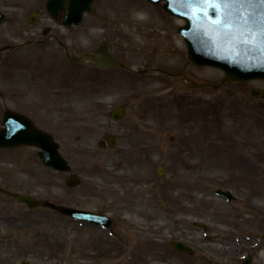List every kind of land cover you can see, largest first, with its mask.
Wrapping results in <instances>:
<instances>
[{
  "label": "rangeland",
  "instance_id": "1",
  "mask_svg": "<svg viewBox=\"0 0 264 264\" xmlns=\"http://www.w3.org/2000/svg\"><path fill=\"white\" fill-rule=\"evenodd\" d=\"M46 2L0 0V126L5 110L30 116L59 142L81 184L68 187V174L44 166L34 148L0 151V264H239L246 255L264 264V98L251 93L264 81L222 84L221 70L189 64L178 34L185 23L162 4L95 0L81 25L62 28ZM41 30L76 56L108 42L128 70L73 62L55 39L18 46ZM117 106L126 112L116 122ZM111 134L116 146L102 147ZM48 203L105 214L114 225L76 221ZM176 241L193 255L177 252Z\"/></svg>",
  "mask_w": 264,
  "mask_h": 264
},
{
  "label": "water",
  "instance_id": "2",
  "mask_svg": "<svg viewBox=\"0 0 264 264\" xmlns=\"http://www.w3.org/2000/svg\"><path fill=\"white\" fill-rule=\"evenodd\" d=\"M153 4L164 2V9L168 13L185 20L186 25L180 29L188 48V60L196 66H212L223 70L226 79L231 82H247L250 80H264V3L261 0H149ZM94 0H49V12L57 17L61 10H66L64 25H79L83 21L84 13L93 9ZM0 11V23L4 21ZM91 56L85 53L82 57H71L77 62H84V58ZM97 66L121 67L122 63L109 51V44H102L93 56ZM256 97L264 94L261 90H253ZM124 116V109L117 108L112 112L114 120ZM109 142L114 145V138ZM18 146H30L38 149V157L47 167L57 172L68 173L71 167L60 153V145L54 137L39 129L34 122L25 115L12 110H6L0 128V150ZM164 165L159 167V175L163 176ZM69 186L80 183L77 176L67 180ZM0 191H2L0 189ZM218 195L232 199L230 191L219 190ZM15 199L31 207L39 202L31 196L16 194ZM62 214L71 216L78 221L111 228L113 220L108 216L92 212L69 208L56 207ZM173 247L186 254L192 251L186 245L175 242ZM220 264V263H219ZM245 264H250V259Z\"/></svg>",
  "mask_w": 264,
  "mask_h": 264
},
{
  "label": "flooded vegetation",
  "instance_id": "3",
  "mask_svg": "<svg viewBox=\"0 0 264 264\" xmlns=\"http://www.w3.org/2000/svg\"><path fill=\"white\" fill-rule=\"evenodd\" d=\"M36 12L38 13L37 16L32 18V15H31L29 18V21L31 22L32 19H35L36 24H37L38 18L41 15V12L40 11H36ZM65 15H66L65 11H61L60 15H58L56 19H53V17L50 14H49V18L51 21H53L56 24V26L62 27V28H67V27L62 25L64 22V16ZM45 29H48V28L45 27ZM26 34H27L26 36H28L29 38L27 40H23V41L18 42V46H20L22 49H25V48H28L31 46H45V45L49 44V41H51L52 39H55L57 44L59 45V47L65 51L66 56L68 58V51L69 50H68L67 44L62 40V38L55 36L49 30H41V32L28 31ZM37 37H42V38L38 39ZM88 59H91L93 61V67H95L97 70L104 71V70H108V69H116V68L100 69V68L96 67V62H95L94 58L89 57ZM84 64H88V63H84ZM124 69H127V68H124ZM262 98H264V96ZM116 142H117V138H116ZM239 264H242V262Z\"/></svg>",
  "mask_w": 264,
  "mask_h": 264
},
{
  "label": "bare ground",
  "instance_id": "4",
  "mask_svg": "<svg viewBox=\"0 0 264 264\" xmlns=\"http://www.w3.org/2000/svg\"><path fill=\"white\" fill-rule=\"evenodd\" d=\"M138 21H139V19H138ZM140 21H144V19H141ZM139 21V22H140ZM162 89V87L160 86V87H158L156 90L157 91H160ZM161 95V94H160ZM163 242H161L160 240H154V241H151L150 242V244L152 245H160V244H162ZM119 247V246H118ZM137 261V260H136Z\"/></svg>",
  "mask_w": 264,
  "mask_h": 264
},
{
  "label": "snow or ice",
  "instance_id": "5",
  "mask_svg": "<svg viewBox=\"0 0 264 264\" xmlns=\"http://www.w3.org/2000/svg\"><path fill=\"white\" fill-rule=\"evenodd\" d=\"M262 3H264V0H261Z\"/></svg>",
  "mask_w": 264,
  "mask_h": 264
}]
</instances>
